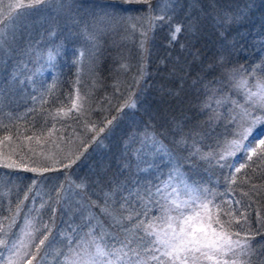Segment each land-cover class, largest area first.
Returning a JSON list of instances; mask_svg holds the SVG:
<instances>
[{"label": "trees", "instance_id": "trees-1", "mask_svg": "<svg viewBox=\"0 0 264 264\" xmlns=\"http://www.w3.org/2000/svg\"><path fill=\"white\" fill-rule=\"evenodd\" d=\"M174 1L173 11L161 14L164 21H155L148 32L140 65L136 41L122 28L130 14L148 9L138 0H102L112 13L107 26L97 30L100 42L92 61L80 59L78 43L73 48L51 41L45 28L33 31L25 43L53 56L44 73L33 70L34 53L21 45L0 55V156L19 165L8 168L0 160V221L8 225L14 219L10 235L29 215L37 228L48 224L52 231L44 233L49 240L38 258L67 253L59 235L79 237L82 229L86 233L97 225L118 232L102 209L125 204L123 215L132 210L160 215L157 202L173 198L167 196L172 189L155 194V187L179 168L189 185L207 190L211 215L231 220L226 230L240 234L233 239L248 236L255 252L252 264H264V160L237 153L228 160L233 168L217 163L225 142L238 139L230 123L238 111L232 102L244 104L245 99L234 81L253 69L264 77L259 70L264 69V0ZM177 25L181 32L172 40ZM25 60L29 65L22 67ZM210 98L211 108L205 107ZM129 101L135 107H125ZM73 102L83 107L72 109ZM213 111L221 118L210 121ZM262 129L258 126L253 135ZM161 145L170 156L157 151ZM196 149L200 154L193 156ZM70 161L71 167H64ZM242 163L246 167L236 173ZM175 186L179 200L187 199L183 184ZM137 191L144 203H125ZM42 238L25 240L23 264Z\"/></svg>", "mask_w": 264, "mask_h": 264}, {"label": "snow or ice", "instance_id": "snow-or-ice-1", "mask_svg": "<svg viewBox=\"0 0 264 264\" xmlns=\"http://www.w3.org/2000/svg\"><path fill=\"white\" fill-rule=\"evenodd\" d=\"M138 2L149 4L151 7L149 0H138ZM50 3L51 0H28L27 3L20 2L9 5L10 11L7 16H4L0 9V55L12 52L17 41V25ZM60 6L63 7V5ZM12 9L16 10L14 14ZM164 19V16L155 17L149 20V25L152 26L154 21H164ZM132 27L135 29L136 26ZM180 32L181 27L177 25L171 33V39L175 40ZM140 35L142 37L140 46L143 48L149 36L148 32L144 31H141ZM257 70L253 69L249 73L242 74L238 80L234 81L236 90L243 92L245 103L232 102L236 106L234 111H238L236 116L231 118L230 123L236 125L237 130L232 135L238 139L226 141L223 151L218 154L217 163L224 161L220 164L222 168H233L234 165L228 163V160L229 157H234L237 153H242L248 160H252L253 156L258 160H264V139H259L258 144L253 146L257 138L264 135V131L253 135L254 129L264 126V77H257ZM259 70L264 71V69ZM250 77L254 82L250 83ZM216 103L220 104L221 101L218 100ZM124 106L135 107V103L129 101ZM71 107L79 111L83 105L73 102ZM205 107L211 108V98ZM257 112L261 114L256 115ZM220 118L221 114L213 111L209 119L212 121ZM112 122L109 120L108 124L110 125ZM100 131H104V129L102 128ZM250 137L251 139H249ZM157 151L170 156L169 151L163 145ZM199 154V149L192 153L193 156ZM201 158L204 159L207 156H201ZM72 163L74 161H70L64 167H71ZM5 166L8 168L19 167L15 161ZM245 167L246 165L242 163L238 168H235V172L239 173ZM29 170L38 171L36 168ZM174 182L183 184L187 199L179 200L177 195L179 190ZM169 187L172 191L167 193V196L173 198L167 200L166 204L157 202L160 208L158 216H151L147 210L142 212L132 210L128 215H123L127 209L125 204H121L119 210L115 208L102 209L103 214L110 220L109 227L118 229V232L105 231L102 225H97L90 227L83 237H78L75 241H73L72 233H68L69 252L72 253V256L70 260H65V264H252L251 257L255 252L250 239L247 235L243 240L233 239V235L238 237L240 234L226 230L230 227L231 220L222 222L219 216L211 215L209 211L211 201L205 202L207 195L204 193L207 190L189 185L181 175L179 168H174L168 174L167 179L162 180L160 186L155 187V194H160L162 189ZM146 194L148 197L154 195L150 188L146 190ZM132 200L144 203V197L138 191L130 192L125 203ZM238 203L239 201H237ZM43 207L44 205H41V208ZM20 210L21 207L18 205L16 212L19 213ZM35 211L39 213V209ZM52 211L54 215L55 209ZM225 215L231 216L232 214L226 213ZM142 217H148V219ZM90 222L91 218L88 223ZM35 223L36 220L30 215L25 217L24 228L17 236L14 233L10 235L8 232V229L14 226V219L8 225L0 221V248L11 251L15 256L21 248L28 247V244L25 243L26 239L31 243L39 235H43V238L34 244L36 251L31 254V259L28 261V264H32V260L38 258L42 246H46V241L49 240L48 235L44 233L52 231L48 224H42L37 228ZM214 224L216 227H213ZM97 229H100L99 232ZM75 231V229L72 230V232ZM60 254L62 253H58V255ZM229 254L230 259H224ZM8 264H13L11 257H9Z\"/></svg>", "mask_w": 264, "mask_h": 264}, {"label": "rangeland", "instance_id": "rangeland-1", "mask_svg": "<svg viewBox=\"0 0 264 264\" xmlns=\"http://www.w3.org/2000/svg\"><path fill=\"white\" fill-rule=\"evenodd\" d=\"M105 1L107 2V0ZM131 1L132 0H125L124 3H131ZM20 2L21 0H0V9H2V14L4 16H7L10 11L8 6L15 5ZM27 2L28 0H25V3ZM152 2V4L150 3L151 7H149L148 4V9L146 10V12H141L140 14H130L127 20H122L124 21V23H122V28L125 29L123 34L127 35L130 41L131 39H134L136 41L135 44L138 49L137 58L139 60V65L142 60L141 52L144 49V47L141 48L140 46V41L142 39L140 35L141 31L150 32L152 26L149 25V20L154 19L156 16H161V14L163 13H169L171 10L173 11L175 1L153 0ZM101 3L102 0H51V3L45 6V8L39 10L33 16L24 19L19 25H17V41L14 47L21 45L22 49L29 50L31 52L33 51L34 55L33 58H31L32 63L36 61L34 63L35 69L33 70L44 73V67H52L54 61V59L52 58L53 56L50 55L47 50L39 52V50L35 49L36 47L31 48L30 45L25 46V43L27 42L28 38L30 37L33 31H37L39 29L43 31V29L45 28V32H47V35H49L51 41L63 40L65 43L73 45V48H75L74 43H78L80 45V52L81 54H83H80V59L82 58V60L85 59L92 61L97 45H99L100 42L98 39L99 37L97 30L100 31L102 28H105L107 26L105 24L109 23L112 13L107 5ZM60 5H63V7H61ZM91 8H93L95 12H93ZM82 9H84L85 12L76 14L78 10ZM11 11L14 14L16 10L12 9ZM153 24H155V21ZM133 25L136 26L135 29H133ZM33 26L34 30H31ZM73 52L74 51H70L69 56L72 57V55L74 54ZM16 63H19V61H17ZM28 65V60H25L22 64V67ZM10 77H12V75H10ZM10 77H8V81ZM48 81L49 80H47V83ZM47 83L45 85V88H47ZM263 136L264 135H260L253 146L258 144L259 139H263ZM9 159L10 158L7 159L0 156V160L4 164L8 163ZM24 221L25 218H22L20 223L17 225L18 229L15 232V235L18 236L20 234L21 229L24 228ZM82 230L84 231V229ZM83 231L81 232L82 236L79 237L84 236ZM59 236L60 239L64 240L63 244H65V250L67 251V253H63V256H58L55 255L56 252L53 251L50 256V260L48 257L47 259L40 257L34 262V264H50V261L52 260L55 261L56 264H65L66 259H71L72 253L69 252L70 245L68 243L67 236L64 239L61 235ZM72 238L73 241H75L78 236ZM24 252L25 248H21L20 252L13 256L11 251L0 248V256H2V259H0V264H8L9 257L12 258L13 264H23V259L25 256ZM64 254H66V256ZM224 259H230V257L225 256Z\"/></svg>", "mask_w": 264, "mask_h": 264}]
</instances>
